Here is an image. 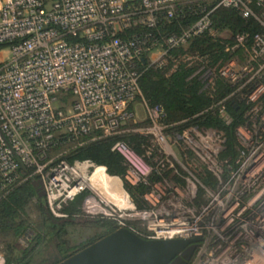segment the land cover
Instances as JSON below:
<instances>
[{
  "label": "built area",
  "instance_id": "1",
  "mask_svg": "<svg viewBox=\"0 0 264 264\" xmlns=\"http://www.w3.org/2000/svg\"><path fill=\"white\" fill-rule=\"evenodd\" d=\"M193 4L197 19L180 31L131 32ZM220 7L264 25V0H0V199L15 183L39 180L55 218L68 217L65 207L81 198L80 213L116 220V229L147 239L201 237L189 264H264V34L217 31L211 15ZM203 33L221 40L228 58L211 63L184 47ZM169 61L171 71L181 63L194 69L203 90L228 81L231 92L211 109L245 104L234 161L221 158L223 131L167 123L164 109L145 99L146 66ZM137 102L149 121L146 154L115 139L125 172L103 169L128 191L134 206L126 208L102 193L97 161H69L60 145L121 135L138 121ZM127 184L145 187L143 204Z\"/></svg>",
  "mask_w": 264,
  "mask_h": 264
},
{
  "label": "trees",
  "instance_id": "2",
  "mask_svg": "<svg viewBox=\"0 0 264 264\" xmlns=\"http://www.w3.org/2000/svg\"><path fill=\"white\" fill-rule=\"evenodd\" d=\"M196 9L195 4L188 5L183 15L176 16L170 22L163 21L155 28H138L131 32L145 31L157 35L159 32L180 31L181 28L188 27L197 19ZM257 12L263 13L264 10L257 7ZM211 18L217 31H228L234 36L249 34L250 38L258 33L264 34V25L259 20L254 17L244 18L234 8L220 7L213 12ZM184 47L193 53L205 56L211 63L228 58V53L225 52L221 40L215 39L208 33L193 37ZM184 47L175 50L174 53L181 52ZM2 48L4 46L0 45V49ZM146 67L141 76V88L148 103L159 105L164 109L167 123L188 119L189 123L214 127L223 131L226 143L221 158H231V161H234L238 155L239 147L237 128L244 123L245 104L237 102L235 105L233 101H229L225 114L217 109H211L215 101L225 98L231 92L232 88L228 81L218 78L215 89L208 91L202 89L201 80L197 76H192L194 69L186 67L182 63L175 71H171L172 63L170 61L164 68L155 65ZM129 137H105L83 144L64 139L60 148L64 150V156L69 161L91 159L97 161L103 169L107 164L110 173L122 175L125 172V167L120 155L111 150V145L115 139L120 138L141 152V145L132 143L134 138ZM108 179L121 184L117 178ZM34 182L33 179H29L15 183L0 199V237L5 242L6 264H34L36 256L42 253L47 240L54 235L53 227L56 218L50 213L45 196H39ZM108 184L109 182L106 181L105 185ZM126 186L130 192L138 195V199L145 190L143 185L133 187L127 184ZM34 199L37 200V207L47 228L43 231L38 229L32 236L34 244L20 250L17 241L27 235L29 231H34V222L29 212L30 204ZM103 225L107 234L116 229V224H113L111 220Z\"/></svg>",
  "mask_w": 264,
  "mask_h": 264
},
{
  "label": "rangeland",
  "instance_id": "3",
  "mask_svg": "<svg viewBox=\"0 0 264 264\" xmlns=\"http://www.w3.org/2000/svg\"><path fill=\"white\" fill-rule=\"evenodd\" d=\"M135 109L138 115V121L135 124H129L126 128V131L123 132L121 137L123 136H130L129 138H134L132 143H137L141 145V153L146 154L147 148L150 146V137L146 133L149 127V121L146 118V107L137 102L135 105ZM193 157V156H192ZM194 165L197 166L198 173H202V177H210L206 170L203 172L199 171V168L202 167L201 163L196 160L194 157ZM199 174V177H201ZM119 186V185H118ZM120 187V186H119ZM102 190L104 193H107L109 190L108 186H102ZM125 191L123 190V193ZM89 190L85 192L88 194ZM126 193V192H125ZM124 193V194H125ZM134 200L138 204H143L141 199H138V195L135 193L133 194L130 192ZM202 195V192H199V195ZM126 195V194H125ZM84 196V195H83ZM81 198L70 205L66 206L64 211L69 214L68 217L64 218H56L58 222L55 224L54 228V235L47 240L46 245L43 246L42 253L36 256V260L34 264H56L61 259L57 255L56 248L58 246H65L68 251L75 249V251H79L86 246L90 245L91 243L99 240L100 238L106 236L108 233L106 228L104 227V223L110 221L113 224H116V220L108 219L104 217H92L89 214H82L79 212V207L81 205ZM46 208V206H45ZM29 212L31 214V218L34 222V231L31 230L27 233V235L23 236L17 241L18 247L20 250H24L29 248L31 245L34 244L32 236L35 235V232L38 229L41 231L46 230L47 225L44 224L43 217L37 207V200L34 199L29 207ZM131 222V221H129ZM119 229V228H118ZM116 230V229H115ZM64 248V247H62ZM5 242L4 239L0 237V256L2 260H5ZM6 261V260H5Z\"/></svg>",
  "mask_w": 264,
  "mask_h": 264
},
{
  "label": "water",
  "instance_id": "4",
  "mask_svg": "<svg viewBox=\"0 0 264 264\" xmlns=\"http://www.w3.org/2000/svg\"><path fill=\"white\" fill-rule=\"evenodd\" d=\"M34 184L44 197L42 183L36 180ZM199 240L147 239L119 228L56 264H189Z\"/></svg>",
  "mask_w": 264,
  "mask_h": 264
},
{
  "label": "bare ground",
  "instance_id": "5",
  "mask_svg": "<svg viewBox=\"0 0 264 264\" xmlns=\"http://www.w3.org/2000/svg\"><path fill=\"white\" fill-rule=\"evenodd\" d=\"M95 165H96L98 170L101 169L97 174L98 177L96 178L98 180L99 186H101V187L105 186V182L106 181L109 182V184L107 185L109 187L108 192L104 193L102 191V193H104L105 197L108 200H111L113 202L118 203L122 207H126V208L133 207L134 205H133L132 200L128 196V191L125 189L124 186H122V181L117 177H112L110 175L105 174L103 172V168L98 163H96ZM108 178H117V179H119L121 184L118 183L117 181H111ZM123 190L126 192V193L124 192L126 195L123 193Z\"/></svg>",
  "mask_w": 264,
  "mask_h": 264
},
{
  "label": "flooded vegetation",
  "instance_id": "6",
  "mask_svg": "<svg viewBox=\"0 0 264 264\" xmlns=\"http://www.w3.org/2000/svg\"><path fill=\"white\" fill-rule=\"evenodd\" d=\"M58 222V220L57 219H55L54 220V223L56 224ZM62 247H64V248H62ZM58 246L57 248H56V250H57V255L60 257V259L61 260H63V259H65V258H67V257H69V256H71L72 254H74V253H76L77 251H75V249H73V250H71V251H68V249H66L65 250V248H67V247H65V246ZM60 260V261H61ZM59 261V262H60ZM58 263V262H57Z\"/></svg>",
  "mask_w": 264,
  "mask_h": 264
},
{
  "label": "crops",
  "instance_id": "7",
  "mask_svg": "<svg viewBox=\"0 0 264 264\" xmlns=\"http://www.w3.org/2000/svg\"><path fill=\"white\" fill-rule=\"evenodd\" d=\"M0 264H6V261L4 259L2 260L1 256H0Z\"/></svg>",
  "mask_w": 264,
  "mask_h": 264
}]
</instances>
